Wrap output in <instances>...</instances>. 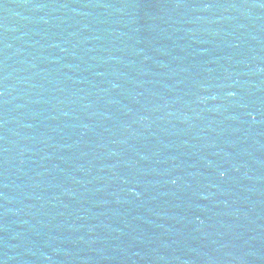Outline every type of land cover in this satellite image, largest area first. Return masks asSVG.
Masks as SVG:
<instances>
[{"label":"water","instance_id":"1","mask_svg":"<svg viewBox=\"0 0 264 264\" xmlns=\"http://www.w3.org/2000/svg\"><path fill=\"white\" fill-rule=\"evenodd\" d=\"M0 264H264V0H0Z\"/></svg>","mask_w":264,"mask_h":264}]
</instances>
